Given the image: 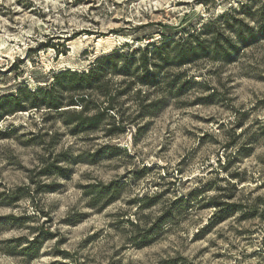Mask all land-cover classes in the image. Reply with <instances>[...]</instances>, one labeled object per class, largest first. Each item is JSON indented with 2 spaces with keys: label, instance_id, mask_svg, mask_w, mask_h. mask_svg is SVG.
Segmentation results:
<instances>
[{
  "label": "clouds",
  "instance_id": "1",
  "mask_svg": "<svg viewBox=\"0 0 264 264\" xmlns=\"http://www.w3.org/2000/svg\"><path fill=\"white\" fill-rule=\"evenodd\" d=\"M0 264H264V0H0Z\"/></svg>",
  "mask_w": 264,
  "mask_h": 264
}]
</instances>
